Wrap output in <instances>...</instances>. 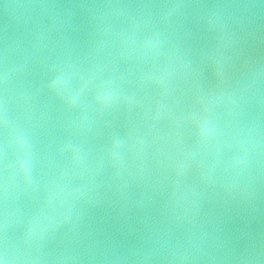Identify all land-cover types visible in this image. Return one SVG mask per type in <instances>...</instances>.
<instances>
[{
  "label": "water",
  "instance_id": "water-1",
  "mask_svg": "<svg viewBox=\"0 0 264 264\" xmlns=\"http://www.w3.org/2000/svg\"><path fill=\"white\" fill-rule=\"evenodd\" d=\"M0 264H264V0H0Z\"/></svg>",
  "mask_w": 264,
  "mask_h": 264
}]
</instances>
